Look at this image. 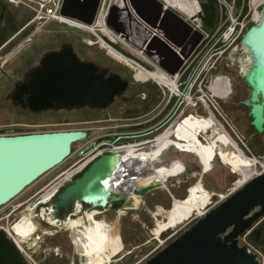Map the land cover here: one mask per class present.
Listing matches in <instances>:
<instances>
[{
  "label": "water",
  "instance_id": "water-1",
  "mask_svg": "<svg viewBox=\"0 0 264 264\" xmlns=\"http://www.w3.org/2000/svg\"><path fill=\"white\" fill-rule=\"evenodd\" d=\"M98 2L62 0L60 12L84 26H91ZM123 3L112 4L106 25L120 33L138 52L174 74L201 41L202 33L159 0H123ZM127 5L132 11L127 8V13L120 12ZM239 44L248 57L242 74L250 87V94L242 104L249 108L250 125L260 134L264 129V1L258 22L246 29ZM95 70L93 63L80 61L65 47L57 54L42 58L28 81L15 87L12 100L22 102L20 97L26 92V104L32 112L49 109L54 104L65 108L85 104L104 108L125 89L127 82L118 74L104 78ZM86 137L84 128L0 135V208L61 164L69 157L73 143ZM110 155L96 160L56 195L52 202L56 211L67 212L69 204L75 201L84 202L88 207L106 205L112 194L98 191L102 184L110 185L109 179L116 173V167L108 162ZM116 164H122L118 156H115ZM102 168L107 173L102 174ZM254 208L259 209L251 214ZM263 218L264 176L257 174L142 264H258L246 246L238 245L237 237H245ZM5 237L0 231V239ZM17 253L12 244L0 240V264H11ZM134 263V260L127 262Z\"/></svg>",
  "mask_w": 264,
  "mask_h": 264
},
{
  "label": "rangeland",
  "instance_id": "rangeland-1",
  "mask_svg": "<svg viewBox=\"0 0 264 264\" xmlns=\"http://www.w3.org/2000/svg\"><path fill=\"white\" fill-rule=\"evenodd\" d=\"M247 1L240 0L237 3V0H235V7L237 9L240 7L246 8ZM51 27L60 31L63 43L73 42L74 48L81 59L91 60L100 66L101 69L108 68L110 72L126 78L131 86L127 90L128 95L131 93L148 94L147 91H139V88H141L142 84L151 81L143 79L132 64L120 60L113 56L111 52H108L88 30L80 27L69 28L65 23L60 27L54 25L48 26L50 29ZM36 39L33 44H23L20 42L18 44H22L20 47L18 45L15 46L0 59V135L84 128L87 129V137L82 141L73 143L69 157L61 164L40 176L16 197L3 205L0 208V215L11 206L28 199L49 178L65 169L72 162L78 159L79 161H83L103 147H109L106 143L109 144L110 138L127 135L125 139L110 142L111 144H109L122 145L119 143H136L151 139L156 134L155 132L152 134L148 131L151 128H86L88 125L87 119L95 112L89 111L88 108L79 110L73 108L49 109L38 114H33L26 107L24 108L20 104L13 102L9 96V94L13 93L14 89L12 82L29 71L31 69L30 66L36 63L35 59L49 49V46L40 44V36H37ZM71 39L73 40L71 41ZM112 45L126 57L135 61H137L135 58L139 59L136 54L132 56L134 53L123 48L121 44ZM141 62L149 69L152 68L148 63ZM231 64L229 63L230 68L227 69L228 72L221 65V73L230 79L231 70L235 68L239 70L238 73L241 72L242 74L248 65V57L243 48L239 49L235 54ZM232 84L235 95L231 94V96L222 99L215 98L214 102L222 112L224 118V120L219 119L220 124L223 125V128L220 129L233 142L230 140L229 143L225 138L223 139L221 133L219 134L218 132L220 130L218 128V131H213V128H200L197 137H193V132L185 133L178 131L175 133L178 140L173 139L180 145L181 152L170 148L159 162L144 169L137 168L133 170L132 173H134L130 179L123 184L124 188L113 192L112 197L107 198L104 207H89L87 212H85L88 217L91 215V218L89 217L90 223H93L94 226H107L112 231L115 240L120 242V251L109 259L103 256V264H127L130 260H134L137 264H142L204 215L195 217L197 211L187 210L185 213L177 214L176 219L173 217L175 220L170 222L175 211L172 208L174 201L175 205L178 206L187 203L193 196L198 199V202L202 200V202L196 203L197 205H202L204 201L208 200L205 207L200 209L202 212H208L217 205L220 196L227 195L234 186V183L249 171L250 168L255 172L263 170L264 166L261 168L257 161L251 159L260 160V162L264 160V131L255 138L256 144H254V141L251 143L254 137L251 128H249L250 118L247 115L248 109L246 108L242 113L236 110L232 111V109L231 111H227L226 109V107L235 105V98L237 100L247 98L250 88L245 82L234 84L232 81ZM139 95L134 100L135 104H127L123 107L112 105L107 108L105 114L108 113L109 115L104 116V118L109 117L112 119L108 118L109 120H104L101 116L93 117V119L101 118V121H104L103 123L116 125H131L148 119L151 114L150 111V113L138 114L137 116H123L125 109L138 108V101H141V96ZM232 97H234V100ZM95 113L98 114L100 112L96 111ZM236 114H239L238 122H236V119L233 120ZM90 118L92 117L90 116ZM175 129L172 128V130ZM234 142L237 144V150H235ZM86 147H88V150H85ZM152 149L148 147L143 150ZM80 150H83V152L80 153ZM189 188H191L190 193H188ZM40 200L42 201L43 199L39 198ZM34 203H27L29 206L28 210L31 212L34 205L45 206L43 201L42 203ZM74 204L77 205V208H74L73 211H76L86 203L76 201ZM258 209L254 208L251 214L258 211ZM29 211L25 210L24 213L30 216ZM5 221L7 220L5 219ZM5 221L3 222L4 227L9 223ZM80 222L83 221L81 220ZM88 224L86 225L88 226ZM81 231V228L78 229L77 233L72 237L73 243H75V247L80 253L79 264H101L102 260L96 258L93 260L91 258L92 261H89L86 257L96 256L97 251L100 254L102 252L107 254L108 248L106 246L104 248L102 246L95 249L90 248L84 239V242L81 240ZM18 234L21 236L19 239H23L27 235L24 232H19ZM237 243L239 246H246L252 260L257 261L258 264L264 263L262 253L251 244H248L244 236L237 237ZM146 250H150V254L146 253Z\"/></svg>",
  "mask_w": 264,
  "mask_h": 264
},
{
  "label": "flooded vegetation",
  "instance_id": "flooded-vegetation-1",
  "mask_svg": "<svg viewBox=\"0 0 264 264\" xmlns=\"http://www.w3.org/2000/svg\"><path fill=\"white\" fill-rule=\"evenodd\" d=\"M159 1L162 2V4L164 5L165 8H169L162 0H159ZM115 2L123 3V0H116ZM46 7H47V4L46 3L42 4L40 2V0H0V37H3V36L8 34L7 37L5 38V40L3 41V43L0 44V59L3 58L12 48L17 46L20 42L23 44H27V43L33 44V42H35L37 40L36 39L37 36H40V38H41V40H40L41 45L49 46V49L47 51L41 53V55L37 59H35L36 63L34 65L30 66L31 69L29 71H27L22 77H20L17 80L12 82L14 84L13 93H14L16 86L22 85L23 83H26L28 81L32 71L34 69H36L37 67H39L42 58H44L48 54H57V53L61 52L65 47H69L71 49L72 53H74L76 55L77 59H79L80 61L93 63L91 60L81 59L79 57L77 51L74 48L73 42L63 43L62 42L63 37L61 36L60 31H58L56 28L55 29H53L52 27H51V29L48 28L49 25H54V26L60 27L61 25H63V23L59 20H55L53 18L51 19V18L47 17ZM172 7H175L174 3H173ZM127 8H129V12L132 11V8L129 5H127V7L123 6L121 8L120 12H126L127 13L128 12V10H126ZM60 10H61V3L59 5L56 4V9H55L56 14L55 15H57V14L62 15ZM177 10L180 11L179 9H177ZM181 13H179V15L183 18V20L188 22L187 19L185 18V16H183V14H181ZM77 24H79V23H77ZM79 26H80V24H79ZM70 27L71 26H69V28ZM75 28H77V27H75ZM110 30L114 34L119 35L120 38H122L125 41V39L122 37V35L120 33H116L112 29H110ZM73 39H71V41ZM117 43L121 44L123 48H126V50L132 51L134 53V54H132V56L136 54L139 57V59H137L135 57L134 58L139 62L143 61L144 56L146 57V55H144L141 52H140V54H138V50H136L135 47H133L127 41H125L127 46L123 45L121 42H111V44H117ZM21 45H18V46L20 47ZM109 52H111L113 54V56L117 57L118 59L124 60L122 57H120L121 55L116 53L114 50H110ZM183 60H182V62H183ZM93 64L96 67L95 72L98 75H102V77H104V78L115 74L113 72H110V70L108 68H102L101 69L100 66L96 65L95 63H93ZM160 68H162V67H160ZM229 68H230L229 66L223 67V69L225 71H227V69H229ZM234 69L230 71V76H231L230 81L232 80L234 84L241 83V82L246 83L244 75L241 74V72L238 73L239 70H236V69L234 70ZM138 72L141 75V77L144 79L146 75H144L141 71H138ZM165 72H167V71H165ZM8 77H11V76H8ZM120 79L126 81L127 86L125 87V89L120 94L114 96L112 101L109 103V105H107L104 108H100L97 106H91L89 104H85V105H82L79 107H66L65 108L63 106L54 104L49 109H55L56 110V109H62V108L63 109L73 108V109L79 110L82 108L83 109L88 108L89 111H92V112L93 111H95V112L99 111L100 113H98V114L93 112V114L90 115L92 118H90V116H89V119H87L88 125L86 128H121V129H125V128H137V129H139V128L140 129L141 128H143V129L151 128L148 131H150L152 134L154 132L158 133L159 130L162 128H155V126L162 119V117L164 116L162 114H164V112L167 109H165L162 114L159 113V108L161 106L162 91L160 90V88L156 84H155L156 88L160 91L159 100L156 102V104L150 110H148L144 113H141V115H142V114H145L147 112L148 113L151 112L150 117L148 119L143 120L141 122H138L136 124H131V125H129V124L128 125H126V124L116 125V124H110V123H106V122L103 123L104 121H101V118L100 119H98V118L93 119V117L101 116L104 120H107L109 117L104 118V116L109 115L108 113L105 114L107 108H109L112 105L123 107L127 104H135L134 100L136 99L138 94H140L139 96H141L140 97L141 101H138V103H139L138 108H135V109L129 108V109H125V110H130V111L134 112L135 110H139L140 108H142L144 106V103L146 102L147 94H145V93H131L130 95H128L127 90L131 87L129 85L130 83L128 80H126V78H122L121 76H120ZM232 81H231V93L229 96H231V94H234ZM13 93L9 94L11 100H12ZM249 94H250V92H249ZM26 96H27V93L24 92L20 97L22 102L13 101V100L12 101L17 103V104H20L24 108L26 107L33 114H38V113H41L45 110H49V109H45V110H39V111L32 112L29 109V106L26 104ZM232 99L234 100V97H232ZM243 100H240L239 103L241 104ZM244 106H245L244 108H239V109L237 108L236 111H240L242 113V111L244 112V110L246 108L249 109L246 105H244ZM247 115H248V112H247ZM135 116H137V115H135ZM136 118H138V117H136ZM238 118H239V114H236V117H234L233 120L236 119V122H238L237 121ZM249 118H250V116H249ZM109 119H112V118H109ZM249 124H250V122H249ZM126 136L127 135L112 137V138H110L109 144H111L110 142H117L118 140L125 139ZM170 141H172V140L170 138H168L164 141L157 142L158 144H156V145H153L154 143H152V144L147 145L145 147L142 146L143 148H141V146H140V147H135V148H130V149L127 148V149H123V150L134 151V150H139L140 148L141 149H144V148L147 149L148 147H150V148L157 147L153 152H148L147 150L141 151V152H144L147 154H154V153L158 152V150H160L159 148L162 146L163 143H165V145H166V143L168 144ZM119 144L123 145V144H126V142H124V143L121 142ZM106 145H108V143H106ZM104 148L105 147H103L101 150L97 151L95 154H93L92 156L87 158L88 160L85 159L86 162L83 165L81 172L79 174H77L76 176H74L73 178H71L69 180V182L65 186H63L59 191H57L56 193L52 194L55 186H53L51 188V185L54 182L58 181L56 179V176L59 172L56 173L55 175H53L51 178H49L41 187H39V189H37L35 192H33L28 197V199H25V200L17 203L16 205L11 206L6 212H3V214L0 215V231H3L5 233V231H4L5 227L3 226V222L6 219L7 221H5V222H9L6 227H8L7 229L10 231V234H11V236H9V235H7V233H5L6 237L4 239H0V240L4 244H12L14 246V248H16V250L18 251L17 254L13 255V259H12L13 262H11V264H79V254L80 253H79L78 249L75 247V243H73L74 241H73L72 237L74 234L77 233L78 229L81 228L82 230H84V229L89 228L91 225H93V223L89 222L91 215L89 216L90 217L89 218L85 214V212H87L89 207L87 206V204H84L83 206H80V208L78 210L73 211L74 208H77V205H75L73 203L72 205L69 204L67 212L63 211L62 209L59 211H56L52 202L56 199V195L64 187L70 185L76 178H78L79 176L82 175V173L85 171V169H87L91 165H93V163H95L96 160L100 159L102 156H105V155L108 156V154H111L110 160L111 159L112 160H111V162H110V160L108 162H109L111 167L115 165V156H117V155H115L112 151H110L108 149H104ZM136 148H139V149H136ZM85 150H88V147H86ZM101 151H104V153L99 154V153H101ZM116 152H118V151H116ZM120 152H123V151L120 150ZM81 162L82 161L79 162V159L76 161V163L78 165H82L83 163L81 164ZM146 166H148V165H146ZM100 172L103 174L106 171L102 168V170H100ZM130 174H132V172ZM118 186H120V184ZM119 189H121V188L113 187L110 189L109 194H112L113 192H116ZM190 189L191 188L188 189L189 190L188 193H190ZM39 198L43 199L42 201H43V204H45V206L42 207V206L34 205L33 209H31L32 212L29 211L28 210L29 206L27 205V203H29V204H32L34 202L35 203L36 202L42 203L41 200L39 201ZM48 203H50V205H48ZM174 203H175V201H174ZM44 208L47 210H45ZM25 210L30 212L31 217L24 213ZM57 214H59V217H57ZM77 220H80V221L82 220L83 222H80ZM85 222H86V224H88V222H89L88 226L85 224ZM77 226H79V227H77ZM100 226L103 228H108L105 225L104 226L100 225ZM19 232H24L27 235L25 236V238L19 239V237H21L18 234ZM28 232H29V234H28ZM96 247L97 246H94L92 249H95ZM113 251H115L113 253V255L117 254L120 251V242L119 241H116L113 244V246H111L107 250V254H105V252H102L100 254V252L97 251L96 256H89L86 258H88L89 261H92L91 258H93V260L95 258L98 260H102L103 256L107 257ZM102 262H103V260H102Z\"/></svg>",
  "mask_w": 264,
  "mask_h": 264
},
{
  "label": "built area",
  "instance_id": "built-area-1",
  "mask_svg": "<svg viewBox=\"0 0 264 264\" xmlns=\"http://www.w3.org/2000/svg\"><path fill=\"white\" fill-rule=\"evenodd\" d=\"M115 1L116 0H99L93 24L91 26H84L81 24L83 27H80V23L71 18L59 14L55 15L56 4L59 5L62 3V0H40L42 4H47V17L59 20L71 27H80L88 30L108 52L114 50L121 55L120 57H122L124 61L129 62L136 67L138 71L147 75V77L145 76L144 78L145 80H150L162 91L159 113L162 114L165 109L167 110L162 114L164 116L155 126V128L162 129L151 139L123 145L108 144L109 147L105 149L112 150L115 147H123L125 149L129 146H136L147 141H152L157 139L168 129H170L168 138L178 140L172 128L184 126L185 122L190 118L199 121V128H203L202 122H205L206 119L214 123L218 128H223L219 119L221 118L224 120V118L220 109L215 105L214 99H222L230 95L231 81L229 77L221 73V65L227 67L229 63L231 64L233 62L235 54L242 48L239 41L243 33L250 25L258 22L260 16L259 9L264 0H248L246 8L240 7L238 9L235 7V0H216L219 8V22L217 28L211 34L204 31L201 27V21L198 17L200 13L198 0H190L195 6V12L192 15L181 13L175 7L166 3L165 0H162L168 7L183 14L193 28L199 30L203 36L198 45L190 55L183 60L174 74L165 72L150 59L142 56L143 61L152 66V68L149 69L143 63L126 57L122 52L113 47L111 42H121L123 45L127 46L125 41L120 38L119 35L114 34L106 25V19ZM138 54H140V52H138ZM199 132L200 130L197 135ZM123 148L119 149V151H124ZM82 152L83 150H80V153ZM247 158L249 159V157ZM86 160L81 162V164L83 163L82 165H78L76 161H74L71 165H68V167L60 171L56 176L58 181L51 185V187L55 186L52 194L59 191L71 178L79 174ZM251 160L257 161L261 168L264 166V160H261V162L260 160ZM260 171H254V174L250 176L248 180L259 174ZM248 180L233 187L227 195H221L217 204L231 195ZM206 212L207 211H201V213H197L195 217L201 216ZM7 228L8 227H5L4 231L7 235L11 236ZM148 254H150V252ZM134 264L137 263L135 262Z\"/></svg>",
  "mask_w": 264,
  "mask_h": 264
},
{
  "label": "bare ground",
  "instance_id": "bare-ground-1",
  "mask_svg": "<svg viewBox=\"0 0 264 264\" xmlns=\"http://www.w3.org/2000/svg\"><path fill=\"white\" fill-rule=\"evenodd\" d=\"M165 1H166V3L173 6V3H174L173 0H165ZM258 1H261V0H258ZM80 26L83 27L81 24H80ZM143 74L146 75L145 73H143ZM202 124H203V128H207V129L213 128V131H218V129H220L216 125H214V123L210 122L207 119L205 120V122H202ZM199 127H200L199 121L196 119L190 118L185 122L184 126H180L179 128H176L175 130H172V131L174 134L177 133L178 131H183L185 133L193 132L194 133L193 137H197V133L200 130ZM218 132H219V134L221 133V136L223 137V139L225 138V140H227L229 143H230V140L233 142V140L230 137H228V135L222 129H220ZM169 134H170V129L166 130L162 135H160L155 140L147 141L145 143H141V144L136 145V146H129V147H126L125 149H127V148L130 149V148H135V147H140V146H141V148H143V147L150 145L152 143H154L153 145H156V144H158L157 142H161V141L168 139ZM166 145H165V143H163L162 146L159 148L160 150H158V152H156L154 154H147V153L141 152L143 150L141 148L140 149L136 148L139 150H134V151L124 150L123 152L119 151V149H122L123 147H115L112 150H110L115 155L118 156L119 161L122 164L114 165L116 167V173L113 176H111L109 179L110 182H112V183L110 185L102 184L101 187L99 188L98 192H101L102 194H109L110 189L113 186H118L120 184V181L125 179L133 170H135L137 168H141V167L146 166V165H150V164L159 162L160 159L162 158V156L164 155V153L170 148L176 150L177 152L182 151L180 145L174 139L172 141H170L168 144L166 143ZM237 149L238 148L235 144V150H237ZM116 151H118V152H116ZM135 151H139V152H135ZM102 153H104V151H101V153H99V154H102ZM176 154H178V153H176ZM252 170L253 169L250 168L249 171H247L238 181H236V183H234L233 187H236V186L242 184L243 182H245L246 180H248L249 177L254 174L253 173L254 171H252ZM259 174L264 176V167H263V170ZM200 202H202V200H199V202H198V199L193 196L187 203H184V204H181L178 206H176L175 203H173L172 208H174L175 211H174V214L172 215V220H170V222L176 219L177 214L185 213V211L187 212V210H192L193 212L197 211V213H201L200 209H203V207H205L208 200L206 202L204 201V203H202V205L196 204V203H200ZM173 217L175 219H173ZM81 233H82L81 234V236H82L81 240L83 241V239H84L86 244L87 245L89 244L88 246L90 248H93L94 246H97V247L102 246L104 248L106 246V248L109 249L117 241V240H115L114 235L110 229L103 228L101 226L91 225L89 228L82 230ZM28 234H29V232H28ZM113 253H114V251L109 256H107L106 258L109 259L113 255ZM103 262H104V260H103ZM103 262H102V264H103Z\"/></svg>",
  "mask_w": 264,
  "mask_h": 264
},
{
  "label": "trees",
  "instance_id": "trees-1",
  "mask_svg": "<svg viewBox=\"0 0 264 264\" xmlns=\"http://www.w3.org/2000/svg\"><path fill=\"white\" fill-rule=\"evenodd\" d=\"M198 2L200 5V13L198 14V17L201 21V27L204 31L209 32L211 34L217 28L218 22H219L218 4H217L216 0H198ZM239 2H240V0H237V3H239ZM174 5L182 13L192 15L195 12V6L190 0H174ZM7 35L0 37V44L3 43V41L5 40ZM140 87L141 88H139V91H147L148 92L144 106L142 108H140L139 110H135L134 112H132L130 110H125L123 112V116L129 117V116H135V115L144 113V112L150 110L156 104V102L159 100L160 91L156 88V86L153 82H148V83L142 84ZM235 101H236V103H234V104H236V105L226 107L227 111H231V109L233 111V110H236L237 108L239 109V108L245 107L242 103L241 104L239 103L240 99L237 100V98H235ZM263 127H264V125H263ZM249 128H251L252 133H253V137H254L252 139L251 143H253V141H254V144H256L255 138L257 137V135H259V133H257L250 124H249ZM263 131H264V129H263ZM156 148L157 147L153 148L152 150H147V151L153 152ZM153 164H155V163H153ZM153 164H150L148 166H143L139 169H144L146 167L152 166ZM132 174L127 176L125 179L121 180L120 186H113V187L121 188L119 190H122L124 188L123 184L130 179ZM245 240L247 241L248 244H251L253 247L258 249L262 253L263 258H264V218L257 225H255V227L245 236Z\"/></svg>",
  "mask_w": 264,
  "mask_h": 264
},
{
  "label": "crops",
  "instance_id": "crops-1",
  "mask_svg": "<svg viewBox=\"0 0 264 264\" xmlns=\"http://www.w3.org/2000/svg\"><path fill=\"white\" fill-rule=\"evenodd\" d=\"M258 263V262H257Z\"/></svg>",
  "mask_w": 264,
  "mask_h": 264
}]
</instances>
